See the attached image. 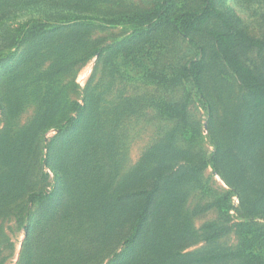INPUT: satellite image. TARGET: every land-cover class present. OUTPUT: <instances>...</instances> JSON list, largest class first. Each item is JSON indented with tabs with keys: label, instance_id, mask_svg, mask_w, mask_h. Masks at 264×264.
Segmentation results:
<instances>
[{
	"label": "rangeland",
	"instance_id": "1",
	"mask_svg": "<svg viewBox=\"0 0 264 264\" xmlns=\"http://www.w3.org/2000/svg\"><path fill=\"white\" fill-rule=\"evenodd\" d=\"M160 1L0 0V177L22 176L12 207L23 209L0 205V264H38L69 244L74 264H142L144 251L128 240L146 204L158 238L175 240L162 245L161 263H174L166 255L177 246L264 264V108L219 55L218 19L191 31L175 21L156 33L137 26ZM211 1L264 43V0ZM208 2L175 0L174 15ZM239 58L264 79V45ZM40 192L46 200L28 205ZM80 193L135 197L126 196L133 208L113 235L98 238L79 219ZM38 233L62 240L40 251Z\"/></svg>",
	"mask_w": 264,
	"mask_h": 264
},
{
	"label": "trees",
	"instance_id": "2",
	"mask_svg": "<svg viewBox=\"0 0 264 264\" xmlns=\"http://www.w3.org/2000/svg\"><path fill=\"white\" fill-rule=\"evenodd\" d=\"M209 1V2H208ZM207 5L199 12L194 13H185L182 17L176 18L174 15L175 10V0H161L157 6L150 12L145 14H140L138 16L137 26L142 29L144 26L149 27L151 30L150 33H156L161 30H164L170 26L173 21L181 24L183 30L191 31L196 30L200 26L207 23L212 18L218 19L224 27L223 31H213L211 36L215 43L218 45V53L223 58L224 62L229 66V68L234 72L238 81L240 82L242 88L251 98L254 107L264 108V79L257 78L254 73L244 66L239 58V51L242 49H255L261 48L264 43L258 39H253L248 36V34L242 29L235 26V23L229 19L224 13H221L214 8V5L211 0H207ZM41 27H37L35 34L40 32ZM199 67H194L187 71V76L196 84L197 87L201 86V71ZM189 74V75H188ZM58 101V99H57ZM78 108L80 106L78 105ZM72 122H76L75 119H71ZM1 133H5V129H1ZM24 146L22 145L18 149L13 158L21 156L23 153ZM18 159V158H17ZM21 159V157H20ZM16 159H14L15 161ZM22 182V176H1L0 177V205L1 208L7 212L18 209L12 207V202L14 196L12 191L20 185ZM76 188L70 185L65 186V193L72 197V193L78 195ZM155 189L153 190V193ZM79 197H84L80 199L79 203L82 205H87L79 214V219L85 225L87 230H94L92 233L94 237H105L112 236L115 227L123 223L126 214L133 208L132 205L124 204L126 201V196H130L133 193H127L126 196L121 197L118 195L117 198H112V201L103 199L102 196L95 195V197H89L88 193H80ZM101 194V193H100ZM87 195V196H85ZM102 195V194H101ZM152 195V194H151ZM46 195L43 192L40 193H31L28 196V205L35 202L45 201ZM135 195H132L131 198H134ZM152 197V196H151ZM73 198V197H72ZM147 200H145L146 202ZM150 207L151 205H143L138 211V215L135 218V225L131 229L130 238L128 240V245H132V249L140 248L144 251L142 256V264H165L161 263L164 257H162L163 248L162 245L173 246L174 239L168 234H164L165 237H159L160 232L153 229L150 226ZM23 210L21 207H19ZM18 209V210H20ZM30 206H27V212L30 213ZM122 225V224H121ZM150 226V227H149ZM28 228L27 240L30 239L31 233ZM37 231V230H36ZM217 234H210L211 238ZM126 238L123 236V239ZM210 239V238H209ZM208 239V240H209ZM62 239H49V236H44L43 233H38L37 240L34 241L38 247V250L42 251L45 245L52 247L53 245L59 244ZM92 241H95V238H91ZM106 243V241H105ZM146 246V247H145ZM92 246H90L91 248ZM175 246L169 255L166 257H172L174 263L171 264H224L230 262L234 252L226 253H214V255H203V254H180ZM49 248V249H50ZM48 249V248H44ZM48 254L51 255L49 258H43L39 260L38 264H74L75 263V252L71 245H67L64 248L59 250H47ZM56 254L58 256H56ZM62 255V256H60ZM124 257V253L120 255ZM194 260H190L191 258ZM143 259L145 261H143ZM129 264L128 262L122 264ZM112 264H120V258L114 261Z\"/></svg>",
	"mask_w": 264,
	"mask_h": 264
}]
</instances>
